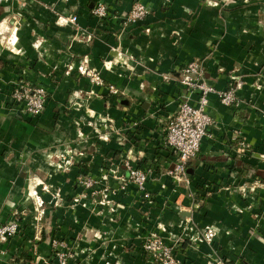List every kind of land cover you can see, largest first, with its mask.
I'll return each instance as SVG.
<instances>
[{"label": "crops", "instance_id": "1", "mask_svg": "<svg viewBox=\"0 0 264 264\" xmlns=\"http://www.w3.org/2000/svg\"><path fill=\"white\" fill-rule=\"evenodd\" d=\"M137 2L149 9L144 21L114 17ZM97 3L107 19L93 15ZM193 60L217 90L243 87L231 106L209 97L214 122L179 182L163 130L184 88L163 78ZM21 80L49 94L37 118L12 99ZM129 156L153 170L152 203L134 184L107 200L79 185L87 176L117 191ZM17 218L0 264H57L51 240L65 235L81 240L84 264H149L144 239L171 241L188 225L184 264H264V0H0V226ZM205 228L211 244L196 241Z\"/></svg>", "mask_w": 264, "mask_h": 264}, {"label": "built area", "instance_id": "2", "mask_svg": "<svg viewBox=\"0 0 264 264\" xmlns=\"http://www.w3.org/2000/svg\"><path fill=\"white\" fill-rule=\"evenodd\" d=\"M92 13L100 20H105L110 16L108 7L104 3H97ZM148 14V7L141 2H137L129 11L120 14L121 16L114 17L121 19L125 24H137L144 21ZM77 21L78 17L76 16L71 18L58 16V23L60 24H75ZM79 71L82 76L90 80L91 84L98 87L105 86L104 79L96 70L83 66ZM173 80H177L184 88V94L181 96L176 112L164 124V145L174 157L173 168L168 171V174L179 182L183 180L189 182L186 167L198 158L203 140L208 135V130L214 122V118L208 110L210 106L209 97L217 95L223 105L231 106L237 102L238 92L243 87V81L236 79L228 89L217 90L207 80L205 69L198 60L190 61L185 65L181 69L178 79L170 75H165L163 78V81L167 83ZM109 90L113 95L118 94V90L114 86H110ZM12 99L25 114L37 118L46 110L49 94L44 87L21 80L15 85ZM138 125L139 122H133L131 127L135 130ZM102 139L107 141L108 137L104 136ZM124 167L128 177L118 178L121 181V186L117 191L106 187L99 189L98 181L92 177L81 176L78 178V183L84 190L90 191L93 196L101 194L105 200L109 198V194L115 195L119 191H126L130 184H134L142 197L152 203V194L147 190V183L153 175V170L136 167L130 156L124 161ZM103 180L107 181L108 176H104ZM161 229L165 231V228L162 227ZM182 231L181 236L174 237L171 241L154 234L146 237L142 244V251L147 262L149 264H184L179 258V251L189 233L194 231V227L188 225L183 227ZM19 232L18 218L0 226V245L13 241L19 235ZM213 237V231L205 228L202 229L200 237H197L196 241H205L211 244ZM52 247L57 264H69L65 254L58 252L61 247L57 239L52 240ZM218 264L247 263H230L221 260Z\"/></svg>", "mask_w": 264, "mask_h": 264}, {"label": "rangeland", "instance_id": "3", "mask_svg": "<svg viewBox=\"0 0 264 264\" xmlns=\"http://www.w3.org/2000/svg\"><path fill=\"white\" fill-rule=\"evenodd\" d=\"M55 239L58 240L61 247V250H59L58 252L65 254L67 260L69 261V264H84L82 259L83 256L85 257L86 254L85 250L83 251L76 247V242L77 241L80 242L81 241L80 239L77 240L78 238L75 237L73 238L67 235L58 238L55 237L52 238V240ZM80 253H82V256H80L81 255Z\"/></svg>", "mask_w": 264, "mask_h": 264}]
</instances>
